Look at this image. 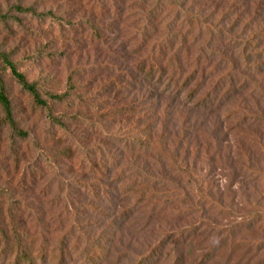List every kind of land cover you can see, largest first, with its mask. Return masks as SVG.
<instances>
[{
	"label": "rangeland",
	"instance_id": "1",
	"mask_svg": "<svg viewBox=\"0 0 264 264\" xmlns=\"http://www.w3.org/2000/svg\"><path fill=\"white\" fill-rule=\"evenodd\" d=\"M180 2L177 17L172 6L159 22L152 1L0 0V49L50 102L38 107L6 70L14 118L29 135L0 126V227L17 226L49 256L65 248L64 264H89L92 244L107 249L99 264H136L181 233L192 243L179 264H264V39L249 41L264 25V0ZM229 5L227 42L215 25ZM215 47L224 58L210 60L198 93L220 89L208 114L176 91ZM171 58L181 77L172 92L137 87L143 66ZM66 91L65 102L47 95ZM171 253L157 264H172Z\"/></svg>",
	"mask_w": 264,
	"mask_h": 264
},
{
	"label": "trees",
	"instance_id": "2",
	"mask_svg": "<svg viewBox=\"0 0 264 264\" xmlns=\"http://www.w3.org/2000/svg\"><path fill=\"white\" fill-rule=\"evenodd\" d=\"M143 2H148L152 1L154 2V5L151 3V8H149V16L152 20H155L156 18H159L162 20L166 13L165 9L170 8L174 6V8H177V12L175 16L177 17L179 15V10L180 8L184 7V4L180 2V0H142ZM230 4V3H229ZM148 6V5H147ZM179 8V10H178ZM256 11H258V7H255ZM230 9V5L226 11H223L221 15L219 16L218 20L216 21V25L218 26L217 28V33L215 34L218 39H227V42L231 41L232 35L230 34V31L233 30L234 23H230L228 26L220 25L224 16L226 13H228V10ZM22 10H25V8H22ZM28 10H32L28 8ZM153 11V14L151 15V12ZM186 13L184 14V18L186 16V21H189L190 23V28L194 26V20L192 15L189 10H185ZM1 16V15H0ZM6 16H2V19L4 20ZM200 18H203V23L206 22V17L205 16H200ZM185 21V22H186ZM214 35L213 33H211ZM227 35V36H225ZM264 39V25L257 30L252 36L249 38L250 42H254V44L258 43V39ZM256 40V41H254ZM230 44V43H229ZM242 49H246L243 47ZM220 52V49L218 47H215V49L210 50V52H207L204 58V62L202 63L203 65L201 67H198V65H195V68L188 73L181 81L180 75H177L176 71L170 67L171 69L169 70V66H175V68H178L179 60L176 58H171V60H168V63L166 66H163L160 69H154L148 65L143 66L140 69V74L138 76V79L136 80L137 87L143 88L147 87L150 90L159 92L161 91H166V92H172L171 90H168V84H178V82L181 81V85L179 88H183V90H178L176 91V94H180V92H184L186 97H188V100L190 103L195 106L196 109L200 111H205L208 114H212L218 107V98H219V92L220 89L218 88L217 83L212 87L207 90L205 94H199V89L206 77V71L205 67H208V63L210 62L211 59H215L214 64L212 67H216L219 65L221 60L224 57L218 58L217 54ZM261 51L258 52V56L260 55ZM264 56V54H263ZM262 56V57H263ZM264 62V57L262 58ZM176 64V65H175ZM169 65V66H168ZM228 70L231 68L236 67V64L233 63H228L227 64ZM200 78L198 79L197 82H195V72L198 70L197 68H202ZM6 70H9V75L12 80H14L22 90L26 91L28 94L33 99L34 104H36L40 108H49L50 102L47 101V99L43 98L41 95V91L39 88V85L37 82H32L30 81L26 75L20 71L17 67V64L12 60L11 54L7 53L5 51H2L0 49V108L3 114V117L0 119V126H8L11 128L12 132L16 134L19 138L25 139L29 133L26 130L20 129L17 125V120L14 118L13 114V107L11 104V100L8 95V87L6 83ZM166 80L167 82H164ZM229 86L226 88L224 95H230V92L232 91L231 85L234 83L235 84V76L231 75L228 78ZM192 84V86H191ZM145 85V86H144ZM48 98L52 100V102H65L69 100V95H71L70 91H66L62 94H56V93H47ZM50 118L55 121L59 122L60 119L50 115ZM106 169L104 170V172ZM103 172V173H104ZM102 173V174H103ZM127 192H130L132 190V187L127 184L126 186ZM95 194V191H94ZM127 194V193H126ZM109 203H111L109 201ZM94 209V208H93ZM11 206H8V211H11ZM123 213H127V215L130 214V208L126 209L123 211ZM12 224V222H11ZM187 234L181 233V237L174 242L173 246L169 248L168 251L165 253V246H167V242L164 243V239L161 240L159 243L154 245L150 251L143 256L136 264H157L160 259L165 255H172L171 252L174 253L173 255V263L172 264H179L181 262V259L183 257V253H185V245H189L192 242H188ZM0 237H1V242L3 243V246L0 250L1 256H7L9 253L13 255V260L11 264H41L39 263L40 261L46 260H52L53 264H64V261L67 258L65 248L61 249V251L56 254L53 253L51 256L46 253V251L42 248H37L35 246V243L33 240H30L29 243H23V237L21 235L20 229L13 225L11 226L10 229H7L5 226L0 227ZM185 250V251H184ZM107 253V249L102 247L101 245H95L92 244L91 250H89L87 256L85 257L88 261L89 264H99L97 261L99 257H105ZM186 254V253H185ZM211 254L207 255L208 258L210 257ZM202 261L198 264H201Z\"/></svg>",
	"mask_w": 264,
	"mask_h": 264
}]
</instances>
